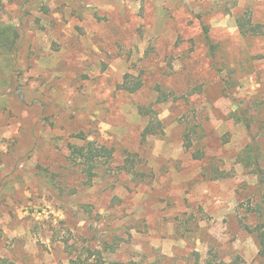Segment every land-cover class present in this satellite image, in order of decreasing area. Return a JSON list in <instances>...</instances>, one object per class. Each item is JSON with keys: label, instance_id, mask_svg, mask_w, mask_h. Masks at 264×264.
Returning a JSON list of instances; mask_svg holds the SVG:
<instances>
[{"label": "rangeland", "instance_id": "rangeland-1", "mask_svg": "<svg viewBox=\"0 0 264 264\" xmlns=\"http://www.w3.org/2000/svg\"><path fill=\"white\" fill-rule=\"evenodd\" d=\"M243 14L264 33V0H0L22 34L0 67V262L264 264V186L239 160L255 144L264 166V34ZM81 135L114 150L92 185Z\"/></svg>", "mask_w": 264, "mask_h": 264}, {"label": "trees", "instance_id": "trees-1", "mask_svg": "<svg viewBox=\"0 0 264 264\" xmlns=\"http://www.w3.org/2000/svg\"><path fill=\"white\" fill-rule=\"evenodd\" d=\"M237 27L244 37H260L263 36L262 27L259 24H255L251 16L243 14L237 18ZM203 33L211 54L215 55L218 46L215 45L210 36V28L207 25L203 27ZM22 37L21 29L14 25H7L0 23V67H8V69L13 70L15 66V60L12 58L13 54L16 53L20 38ZM141 84H137L135 88H128L129 91L135 93L141 88ZM169 96L161 93L157 100L158 104L167 102ZM176 101V99H175ZM140 114L144 118L149 119V123L144 130L142 137L147 139L148 137L160 136L164 134V124L157 117L159 114L154 109H149L145 107H140ZM233 118L242 122V118L238 115L233 114ZM249 127L250 124H248ZM76 139L83 142L82 145H70V156L68 157L70 162L76 167H79L82 173L86 177V184L92 185L94 179L98 176L99 171L112 163L114 158V150L106 146L98 145L96 142H87V138L83 135L76 137ZM192 141L187 135V147L190 148ZM241 156V155H240ZM260 152L259 148L255 144H250L246 147L244 154L240 157L241 164L244 167L255 174L259 180L260 186H264V166L260 163ZM125 170L130 172L132 169ZM262 214V213H261ZM264 213L262 214L261 221L254 228H250V233L254 234L258 240L260 251L259 254L264 256ZM235 260L231 263H226L225 261L219 260L211 254V257L205 261L203 264H241V262ZM0 264H13L4 260ZM200 264V263H198Z\"/></svg>", "mask_w": 264, "mask_h": 264}]
</instances>
